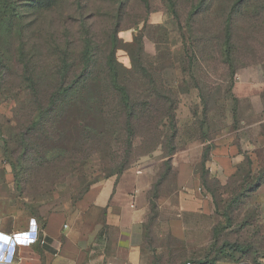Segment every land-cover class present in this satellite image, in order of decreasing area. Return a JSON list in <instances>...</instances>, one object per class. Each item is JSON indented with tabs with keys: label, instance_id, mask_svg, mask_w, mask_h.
Segmentation results:
<instances>
[{
	"label": "rangeland",
	"instance_id": "obj_1",
	"mask_svg": "<svg viewBox=\"0 0 264 264\" xmlns=\"http://www.w3.org/2000/svg\"><path fill=\"white\" fill-rule=\"evenodd\" d=\"M113 53L118 82L134 105L131 144L107 63ZM247 72L264 77V0H0V202L33 210L141 167L151 175L148 227L159 228L187 193L183 173L200 174L204 140L230 131L233 99ZM69 88L66 100L52 103L64 106L80 91L77 110L86 105L105 116L90 123L85 116L74 127L47 117L35 127L37 107ZM97 94L104 98L94 102ZM236 106L238 115L242 105ZM88 126L92 144L84 139ZM214 182L223 201L237 192L223 176L209 187ZM198 192L211 199L202 185ZM254 204L252 196L241 205L221 242L251 241L254 229L241 225Z\"/></svg>",
	"mask_w": 264,
	"mask_h": 264
},
{
	"label": "crops",
	"instance_id": "obj_2",
	"mask_svg": "<svg viewBox=\"0 0 264 264\" xmlns=\"http://www.w3.org/2000/svg\"><path fill=\"white\" fill-rule=\"evenodd\" d=\"M263 93V75L241 77L235 96L242 105L238 125L212 139V178L223 176L229 182L247 159L254 175L264 168ZM180 165L181 171L188 169L186 163ZM183 174L190 194L181 195L178 212L159 220V228L148 227L151 175L140 167L96 182L79 200L52 201L33 210L2 201L0 234L29 245L19 249L13 264H264V183L254 193L251 251L235 258L226 252L217 259L214 232L220 219L213 201L198 197L199 175Z\"/></svg>",
	"mask_w": 264,
	"mask_h": 264
},
{
	"label": "trees",
	"instance_id": "obj_3",
	"mask_svg": "<svg viewBox=\"0 0 264 264\" xmlns=\"http://www.w3.org/2000/svg\"><path fill=\"white\" fill-rule=\"evenodd\" d=\"M87 49H86V53H85V57L86 59H88V57L91 56V52H92V48H93V44L91 43V41H87ZM227 58L229 63H231V57H230V52L227 51ZM108 68H109V72L111 74L112 77V84L114 87V90L116 91V93L119 94V98H120V104L123 108L124 114H125V126H126V135H127V142L128 144H131V136L133 135V129H132V124H131V119H132V115L134 112V105L132 104V100L131 97L128 93V91L122 87L120 85V83L118 82V78H119V66H118V62L116 60L115 54L113 53L112 55H110V57L108 58ZM231 72L233 74V67H230ZM231 74V76H232ZM70 88L69 89H60L57 91L56 94H54L51 99L48 100L47 105L45 104H40L37 107V117L36 120V124L35 127L37 128H42V125H45V119L48 118H54V117H63L64 119H66L68 122H70L68 124V127H74L75 123L79 122V120H83L85 118V121L89 123L91 121H93L95 118L96 119H101L104 115V112L99 110V109H95V108H90L88 106H84L85 109H78L75 107V104L73 103V100L76 98V96H83L82 93H80V91H74V94L72 95L70 102H66L64 104V106H60L59 104L56 103H52L55 101V99L57 98H61L64 97L66 100L65 96H68V94H70ZM88 96V94H86ZM104 98V96L102 94H97L94 95L92 97V99H94V102H97V100H102ZM234 103H236L234 105V109H233V127L236 128V126L238 125L239 122V118L237 115V103L239 102L238 99H233ZM170 105V110L168 113V116L171 117V122L174 121V115H173V109H171ZM83 118V119H80ZM88 125V124H87ZM173 128V132L176 131V125H172ZM93 130L88 126L87 130L84 131V139H86V143H90L92 144V140H93ZM174 139L175 136L172 135L171 139H170V145L174 144ZM204 143H209L208 147L204 150L203 152V159H202V163H201V171H200V180H201V185L204 187V190H206V192L211 196V199L213 201L214 207H215V213L217 215L218 218H221L223 221L226 222V226H220V222L219 224H217L216 228H215V232H214V250L216 252V258L218 259L220 256H222L223 254H225L226 252H230L229 256H231L232 258L237 257V254H241L242 256H245L247 253H249L252 249V243L251 241L248 242V240H245L244 243L242 244H234L231 245L229 243H227L226 241L221 242L223 233L226 231V229H230L232 227V224L234 222V218L233 215L239 210V208L241 207V205H246V201H248L249 199L252 198V196L254 197V193L256 192L257 188L259 186H262V184L264 183V168L261 169V171H259V173L256 175H254L253 171H252V161L247 159L246 160V164H243L239 167L236 175L233 177V179L229 180V182L231 181L232 184H235V188L237 190L236 193H233L230 195V197L223 201V199H221V196L219 195V192L217 191V188L219 187V183H215L213 184V187H209L210 181H214L215 178H212L211 173H210V169H209V160H210V155L211 152L213 150V142H212V138L210 139H205ZM174 151L175 149H171L170 153H169V157H168V161L166 163L167 169L169 171H171V163L170 160L171 158L174 156ZM129 169H124L121 172L112 175L113 176H117L120 177L122 176L126 171H128ZM96 183V182H95ZM93 183V184H95ZM92 184V185H93ZM91 185V186H92ZM90 186V187H91ZM89 188H87L78 198H75L73 200H79L81 199L88 191ZM239 191V192H238ZM222 212V213H221ZM221 213V214H220ZM220 214V215H219ZM254 213L252 214H248L246 217H242V225L241 227H250L254 224V221L252 220V218L250 216H252ZM254 236V233L252 234ZM254 237H252L253 239ZM218 242L219 243L218 245ZM247 248V249H246ZM262 248V247H261ZM263 249V248H262ZM264 251V249H263ZM264 253V252H263ZM256 254V253H255ZM242 258V257H241Z\"/></svg>",
	"mask_w": 264,
	"mask_h": 264
},
{
	"label": "built area",
	"instance_id": "obj_4",
	"mask_svg": "<svg viewBox=\"0 0 264 264\" xmlns=\"http://www.w3.org/2000/svg\"><path fill=\"white\" fill-rule=\"evenodd\" d=\"M8 238H13L16 242H18L16 240V237L14 235H4V234H0V241L2 243L6 242ZM6 244H8V242H6ZM18 244H20V247L23 248V246L25 247H29V245L27 244H21L18 242ZM18 249L16 251H13L9 245H7L4 249V251H0V264H13L15 262V259L17 257L18 254Z\"/></svg>",
	"mask_w": 264,
	"mask_h": 264
},
{
	"label": "clouds",
	"instance_id": "obj_5",
	"mask_svg": "<svg viewBox=\"0 0 264 264\" xmlns=\"http://www.w3.org/2000/svg\"><path fill=\"white\" fill-rule=\"evenodd\" d=\"M6 242H8V244H6ZM2 243L0 241V251H4L5 247L7 245H9V247L13 250L16 251L17 249H21L20 244H18V242H16L13 238H8L7 241ZM25 247V246H23Z\"/></svg>",
	"mask_w": 264,
	"mask_h": 264
}]
</instances>
